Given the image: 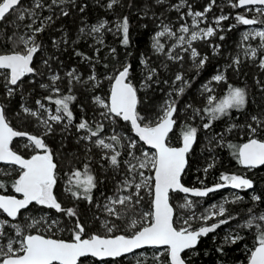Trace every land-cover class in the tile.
I'll return each instance as SVG.
<instances>
[{
    "label": "snow or ice",
    "instance_id": "1",
    "mask_svg": "<svg viewBox=\"0 0 264 264\" xmlns=\"http://www.w3.org/2000/svg\"><path fill=\"white\" fill-rule=\"evenodd\" d=\"M69 2V0H51V4L47 6L48 10H52V6L60 7L62 16H68V11L64 10L61 5ZM163 4L164 0H157ZM119 0H110L107 7L111 9L118 4ZM211 4H215V0H211ZM211 4L204 9L203 12H193L189 5L187 16L192 17L191 26L183 24L179 28L182 33L176 37L177 44L173 46L171 51L165 53V45L160 42L164 36L175 37L176 34L168 25H163L162 30L157 32L153 37L154 43L152 47L157 53H163L167 59L180 61L183 59L181 55H173L176 47L182 48L184 51L190 50V57L195 66L203 68L207 57H200V54L193 47V42L197 40L207 39L215 34L216 29L207 27L200 29L198 20L202 21L206 13L211 10ZM182 4L175 5V10L179 11ZM232 7L248 8L255 10L260 16H264V0H237L232 3ZM45 4L42 0H33V7L25 8L22 5V0H0V25L12 23L17 29L23 27L27 29L28 35H20L14 41L15 47L10 52L0 54V75L4 77V83L7 90V95L10 97L16 87H18L25 76L37 75L36 69L32 66L33 58L37 54L41 45L37 43L36 37L45 31L52 23L54 18L52 15L41 17L37 13V9H44ZM81 12L84 11L82 7ZM15 14V21H25L26 18L30 22L19 24L14 21H9L7 17ZM58 18V17H57ZM184 17L181 16V19ZM228 19L227 16H220L215 23L219 25L223 20ZM238 24L250 26L264 21H258L256 18H247L244 15L235 17ZM106 25L101 23L93 26L89 34L100 33ZM82 33L84 29L80 30ZM117 31L122 33V43L127 46L129 43V22L127 17L117 26ZM15 35V33H14ZM259 37L261 47L264 48V31L254 33L245 32L242 36V41H247L250 38ZM224 39L223 36L220 37ZM66 42V41H65ZM102 42V41H100ZM56 43V41H53ZM185 45L187 47H185ZM20 51H16V47H21ZM99 51V50H97ZM115 52V49H112ZM251 53L254 59L257 55V49H245V55ZM77 55H82L77 53ZM85 59H91L84 57ZM199 61L196 63V61ZM48 63L47 60L44 61ZM141 64L145 66L147 75L145 76V87H149V82L156 75V69H149L146 60H141ZM233 64L239 65L238 58L233 60ZM107 67V65H105ZM259 67L264 69V58L260 60ZM131 65L123 64L116 69L113 75L106 78L112 81L109 101L105 103L100 97H95L94 101L103 111L99 116L104 119L116 123L119 120L127 122L131 125V130L135 136L139 138L145 145H148L155 151L149 153L143 152L141 156H136L137 141L130 140L127 145L129 159L121 161L119 158L121 152L116 150L114 145L120 144L121 137L119 134H113L107 139L112 141L106 142L105 138H100V134L104 131L103 123L92 124L81 119L79 123L74 124V114L70 108V104L76 99L75 96L61 95V89L56 87V82L61 79L59 75H53L51 80V91L57 98L53 99L52 95L45 97L50 103L56 106L55 114L45 108V105L40 101H36L38 109L47 112V118L41 116L40 111L21 106L22 112L25 115L36 118L44 127V135L53 132V124L63 123V131H68L70 126H74L76 131L83 133L78 137V141H85L95 147L103 150L101 159L107 160L111 167L118 169L123 163L126 166L128 176L121 182L117 188V194L113 197H108L103 205V211L107 217H112L115 220H128L125 228L131 230V235L113 234L120 229V225L112 222L109 219H104L101 222V227L105 231V235L91 234L85 238L86 227L80 221L78 214L73 208H63L62 204L54 195V188L57 185V164L54 162V157L51 149L46 144L42 137L32 135L27 132L15 130L9 122L4 106L0 105V164L8 166V170L0 169V174L9 175L11 171H17L18 176L12 183L11 187L15 193L21 198L13 195H0V215L4 218L0 219V264H81V258L95 257L100 260L106 258L116 259L123 257L126 254L134 253L137 249L147 247L163 249V252L156 254L154 259L158 264H186L183 253L187 250L196 247L198 240L202 236H206L210 232H214L221 224H226L234 217L228 216L225 219L219 220L218 223H213L210 226H202L197 230L191 229L190 219L184 218L182 223L185 226L177 227L174 219V208L170 203V193H183L187 196L206 197L209 193L217 191L221 188L230 187L236 190H247L253 188L252 180L238 175L220 176V181L213 187L204 189H195L185 187L181 183V177L185 171L187 164V154L192 149L196 141L197 129L195 127H187L182 131V146L172 147L168 144L169 133L173 130L176 124V115L178 113L177 102L171 99L172 93H169L170 99L166 100L161 106L160 113L154 121L144 123V117L137 111L138 89L130 80ZM69 85L73 81L79 82L80 78L75 75V70L67 73ZM96 83L93 86H98L95 73L88 78ZM216 83L225 81L223 74H217L212 77ZM184 81L182 74L175 76L176 82ZM167 83V81H166ZM189 82L184 81V85ZM41 87L48 89L50 86L42 84ZM204 91L212 92L208 85H204ZM71 91V89H69ZM177 95H182L185 91L184 86L175 89ZM246 92L244 89L228 86V93L222 99L217 100L215 96L207 97V105L203 111L210 117V121L205 123L203 127L209 129L212 126V121H215L223 116L229 115L230 110H242L246 106ZM186 107L191 108V105ZM200 110H195V115H199ZM19 115V113L17 114ZM252 124L247 125L251 137H255L258 130H264V119L258 116H252ZM255 125V126H253ZM231 131V129H229ZM16 138H24L27 142L23 147L30 149L33 154L30 158L25 159L21 154L15 151L12 147L13 141ZM96 138V139H93ZM123 146V145H121ZM229 148H234V155L239 163L246 168H257L264 166V141L250 138L248 142L242 144L238 148L235 145H228ZM87 151H91L88 148ZM145 171H150L153 175H145ZM68 175V184L65 191L76 200H86L88 203H93L92 192L97 186L96 178L91 174L89 165L83 166V171L72 169ZM137 176L139 182H136ZM6 185L0 182V189H4ZM146 190L151 196V211L142 212L138 210V206L144 199L142 191ZM121 192H126V195H120ZM242 197L235 195L232 203L238 202ZM253 201H259V196H253ZM229 201H225L228 203ZM35 204L41 208L52 209L57 213H63L69 218H75L71 227V238L69 240L53 238L43 234L37 229L36 234L25 232L27 229H36L38 225L46 226L47 231H52L54 227L57 230L58 222L56 220L49 223L45 216L40 218H29L30 222L24 225L18 223V217L21 216L22 210L29 209L30 205ZM99 207V205H97ZM181 208H191L192 201L187 200L184 204L179 205ZM213 211L207 215L200 217L206 225L208 220L214 219L217 216L225 217L226 208L224 204L213 206ZM135 211V216L128 217V213ZM249 209V213H251ZM95 219H100L96 216ZM241 227L257 229L256 246L251 251L249 264H264V214L255 216L250 215L249 219ZM9 229L14 232L10 234ZM54 235V234H53ZM241 239L238 235L231 240L236 243ZM163 256V261L161 257Z\"/></svg>",
    "mask_w": 264,
    "mask_h": 264
},
{
    "label": "trees",
    "instance_id": "2",
    "mask_svg": "<svg viewBox=\"0 0 264 264\" xmlns=\"http://www.w3.org/2000/svg\"><path fill=\"white\" fill-rule=\"evenodd\" d=\"M32 0H24L22 2L23 7L30 3ZM72 1V2H71ZM211 0H202L200 4H207ZM216 1V0H215ZM232 3H236L237 0H230ZM42 2L48 3V0H42ZM70 4L66 5V11H68V16H62L60 14V7L52 6L51 15L54 18V23L50 24L44 32L40 33L36 37L37 43L41 45L39 51L40 54L46 57L48 63L53 65V67L61 68L63 70H69L71 68L75 70H80L82 72L89 71L90 67L98 75L102 76L107 71L115 72L116 69L120 68L123 64L131 65L130 79H133V75L136 70L140 68L141 60L146 58L152 59V47H151V36L153 35V24L154 19H150V15L156 14L158 6L154 4V0H119V3L114 5L111 9L107 7V0H69ZM225 4V3H224ZM84 8L81 12L80 9ZM229 7H225L224 9ZM239 9L232 7V14L237 16ZM246 16V15H245ZM58 17V18H57ZM127 17L129 22V43L125 46L122 43V33L120 31H112L107 33L104 43V48L99 51L98 56L93 58L94 48L90 47L87 41V37L80 33L81 28L85 26H91L93 24H98L102 20L113 21L118 20L119 24L123 19ZM9 21H15V14L7 17ZM153 20V21H152ZM22 25V23H20ZM22 30L17 29L12 23L6 25H0V54L10 52L14 45V41L20 36ZM15 33V35H14ZM233 31H222L220 32L218 39L222 46L225 45L229 40L234 39ZM223 36L224 39L221 40L220 37ZM56 41V43H53ZM66 41V42H65ZM21 47H16V51H20ZM115 49V52H112ZM81 53L82 55H77ZM38 53L35 55L33 60V67L36 69ZM84 57H89L91 59H85ZM93 59V60H92ZM91 61L90 64L86 65L84 62ZM221 64V58L219 56H211L207 59L203 68L196 69L194 72L195 78H206L215 72V68ZM107 65V67H105ZM172 70V68H171ZM38 73V72H37ZM172 73V71H171ZM256 73V72H255ZM102 74V75H101ZM36 79L35 82L29 83L27 80L29 77H24L20 85L15 88L13 95L10 97H5L4 92V81L2 76H0V104L5 107L6 114L9 122L15 130L27 132L32 135L40 136L41 131L38 127L37 121L32 119L28 115H23L21 113V105L28 101L33 104L34 100H42L51 106H55L50 103L45 97L52 95L53 99L57 98L53 93L48 94L40 89V83L37 80H41V76L32 75ZM256 78L257 84H255L254 79ZM261 77L254 76L253 72H249L243 78V83L239 84L241 89L246 92V106L242 110H230L229 115L223 116L215 121H212V126L210 129L214 132H222L223 145L214 150L213 159L215 163L205 172V161L201 163V166L196 169L195 154L196 148L198 146V137H196V142L189 154L188 165L182 176V183L187 186H199V182L203 184V188L213 187L220 181V176L222 174L227 175L228 168H240L239 161L237 157L233 154L235 149L229 148L228 145H235L237 148L243 142L249 140L246 136L247 130L244 129L247 125L252 124V116H258L264 119V90L260 88L264 87V82H260ZM157 86L150 89L149 93L143 96V93L137 92L138 95V105L137 111L142 117H144V123L148 120L154 121L152 113V108L157 104L162 102L163 98V84L167 81L170 82V76H166L164 72L158 69V75L155 78ZM132 84L136 87V83L133 80ZM228 84V83H227ZM230 85V84H229ZM233 87L236 85L232 84ZM193 87L188 89L187 93L183 95V99H187L192 106V109L200 110V117L204 118V123L210 121V117L203 111L208 107L207 103L203 101L202 97H199L198 93H193ZM226 90H228L226 88ZM61 95H69L64 92ZM75 96L76 99L70 104V108L74 114V124L79 123L81 119L88 120L93 127L96 126L97 121L95 116H93V110H91V104L86 97L78 91H73L70 93ZM181 99V98H180ZM179 99V100H180ZM79 105L82 107L80 109ZM33 106V105H32ZM19 113V115H17ZM232 122V123H231ZM104 125V131L100 136L119 134L121 137L120 144L114 145L117 151L121 152L120 160L123 162L126 159V154L128 151L127 144L125 142V136H130L135 141L137 145L144 150H147L142 143L133 135L128 123L122 122L121 120L116 123H105L100 122ZM232 124V125H230ZM230 125L233 128H242L244 134L242 138H239L237 132L239 130L228 129V134H226V129L224 126ZM255 126V125H253ZM229 127V126H228ZM187 127L181 128L180 133L186 130ZM63 128H59L52 133L43 137L48 147L51 149L53 155L56 153L61 157V163L63 162L65 166V172L69 173L72 169H79L83 171V166L85 164L89 165L91 174L96 178L97 186L92 192L93 203H88L86 200H76L68 193L65 195L61 192V179L63 176V170L57 166L56 172L59 174L57 178V185L55 187V192L61 197L60 203H63V208L67 209L69 206L73 207L80 219V221L86 227L85 237L91 234L103 233V228L101 227V222L104 219H109L112 222L120 225L119 231L113 233L115 234H127L131 235V230L126 229L124 226L128 220H115L112 217H107L105 213L95 209L96 202H103L105 197L117 192L119 184L123 179L128 176L126 166L122 163L118 169H114L110 166L107 160L101 159L103 152L92 144L85 141H78V137L82 135L76 131L74 126H70L68 131H63ZM177 123L174 130L168 136V144L172 146H179L181 143L174 141L173 135L176 132ZM62 130V131H60ZM264 141V130H258L255 137ZM96 139V138H93ZM25 139H18L13 141V149L21 154L23 157H29L32 151L22 149L18 146L19 143H26ZM112 142V141H111ZM123 145V146H121ZM91 148V151H87ZM58 163V161H57ZM62 164V167H63ZM1 166V165H0ZM199 166V163H198ZM198 170V171H197ZM152 175V172H150ZM18 174H0V182H3L6 187L0 189V194H15L11 185L17 178ZM68 176V175H67ZM248 178L253 182V188L242 192V199L238 202L232 203L228 202L225 205L226 215L225 217H216L214 219L208 220L207 224L213 223L217 220L225 219L228 216L234 217L230 219L228 223L218 229L216 232L207 235L199 240L198 245L190 251L183 254L184 259L187 264H246L250 252L249 248H252L253 244H256V234L253 232V227H241L249 219L250 215H262L264 214V166L254 170L251 174H248ZM61 179V180H60ZM68 184V179L66 185ZM222 191H229L228 187L221 188L215 191L213 194L208 195L204 199H191L194 203H202L203 206H209L210 202ZM249 192H254L256 196L260 197L259 201H253ZM176 193L170 194V202L174 207V219L176 220V226L179 227L181 221L177 218V210L172 202V196ZM65 195V196H64ZM144 199L138 206V210L142 212L151 211V196L146 190L142 191ZM60 199V198H59ZM69 204V206H65ZM251 209V213H249ZM48 210L54 217L58 218L60 224L54 227L52 231H47L46 229L40 230L43 234L53 236L57 239L69 240L71 238L70 227L75 218L67 219L63 213H57L51 209L41 208L35 204L30 205L29 209L23 210L21 216L18 217V221L23 214L38 213L40 211ZM99 216L100 219H95ZM135 216V211L129 212L128 217ZM191 229H195L204 224L203 221H189ZM224 228L232 229L236 232L235 237L238 235L241 239H238L236 243H232L229 237L225 236L222 231ZM36 229H28L26 232L36 233ZM54 234V235H53ZM146 250V249H144ZM92 261L98 264L91 258H84L82 262ZM106 264H134L128 262L124 258L116 260L102 261ZM139 264H151V263H139ZM166 264V262H165Z\"/></svg>",
    "mask_w": 264,
    "mask_h": 264
},
{
    "label": "rangeland",
    "instance_id": "3",
    "mask_svg": "<svg viewBox=\"0 0 264 264\" xmlns=\"http://www.w3.org/2000/svg\"><path fill=\"white\" fill-rule=\"evenodd\" d=\"M108 3L110 2V0H107ZM72 2V1H71ZM71 2H66L63 5H61V7L66 10V5L70 4ZM237 2V1H236ZM45 4V8L44 9H37V13L43 17V16H48L51 15L52 10H48L47 6L51 4V0H48V3L46 5V2H43ZM202 3V0H164L163 4H160L157 2V0H154V4L158 6V10L156 12V14H152L150 15V19H154L153 24L155 25L153 27V35L151 36V47L154 43L153 37L155 36V34L159 31L162 30L163 25H168L171 30L176 34L175 37H168L167 35L162 37L160 42L163 43L165 45V53H167L168 51H171L173 46L177 44V40L176 37H178L179 35H181L182 33L179 32V28L181 25L183 24H187L189 26H191L192 24V17L187 16L186 13L189 11V5L191 7V10L193 12L196 11H201L203 12L204 9L206 7H208L211 4V1L208 2L207 4H200ZM225 3V4H224ZM177 4H182L183 6L180 7V10L177 11L175 10V5ZM232 2L230 0H216L215 4H211V10L208 11L205 15V17L203 18L202 21L198 20V24H199V28L200 29H206L207 27H213L214 29H216L215 34L207 39H202V40H197L193 42V47L196 48V50L198 51V53L200 54V57H207V59L211 56H219L221 58V64L215 68V72L210 75L209 77L206 78H200L197 79L195 78L194 72L196 71V69H198L193 60L190 57V50L189 51H184L182 48L180 47H176L175 51L172 52L173 55H181L183 56V59L180 61H173V60H169L167 59V56L163 53H157L154 48L152 47L153 53H152V59L151 58H146L143 60H146L148 68L149 69H156V75H158V69L162 72L165 73L166 76H170L171 81L170 82H165L163 84L162 90H163V98H162V102H160L159 104H157L154 108H152V113L151 116L153 115V117L155 116V118L153 120H155L158 116V114L160 113V109L161 106L164 104V102L168 99H170L169 97V93H172V97L171 99H175L177 102V108H178V113L175 117L176 119V123H177V129L176 132L173 135V139L174 141H178L179 143L181 142L182 139V134L180 133L179 130H181V128L184 127H195L197 129V137L199 139L198 141V146L196 148V154H195V161H196V169H198L201 166V163H203L205 161V168L203 170V172H205L207 169L211 168L213 166V164L215 163L216 159L214 160V150L216 148H220L223 145V138H225V136H223L222 132H214V130L212 129H205L203 127L204 123V118L200 117L199 115H195V111L191 108L186 107L187 105H191L189 103V101L187 99H183V95H185V93H187L188 89H190L191 87L194 88V90L192 89L193 93H198L199 97H202L203 101L207 103V97L209 95L211 96H215L217 98V100L222 99L225 95H227L228 90H226V88L228 89L229 84L232 86V84L236 85V88H240L238 86H240L237 83H243V78L248 75V73L253 72L254 76L258 77L260 76V82H264V69H261L259 67L260 64V60L262 58H264V48L261 47V41L259 39V37H256L255 39L250 38L247 41H242V36L245 32H250V33H254L257 31H264V23H258L254 26H244L241 24H238L235 17L232 14ZM229 7L228 9H224L225 7ZM25 8H31L33 7V0L26 4L24 6ZM61 10V8H60ZM238 15H247L250 18H256L258 21H264V16H260L257 12H255V10H249V9H243V10H239ZM181 16H183L184 18L181 19ZM220 16H227L228 19L223 20L219 25H217L215 23L216 19L219 18ZM19 24L22 23L26 24L29 21V19L26 18L25 21H18ZM101 23H104L106 25V27L104 29H102V31L100 33H94V34H89L90 30L93 26L99 25ZM119 25L118 20H113V21H107V20H102L101 22H99L98 24H93L91 26H85L83 27L84 32L82 33L80 31V33L87 37V41H88V45L90 47L94 48V54H93V58H96L98 56L99 51H101L104 48V43H105V38L107 33H110L112 31H116L117 26ZM20 30H22L20 32V35H28L27 29L20 27ZM222 31H233V35H234V39L233 40H229L228 42L225 43L224 46H222L220 43V40L218 39V36L220 34V32ZM102 41V42H100ZM185 47H187L185 45ZM249 48H255L257 49V55L256 58H252L251 57V53L249 52L247 55H245V49H249ZM99 50V51H97ZM37 66L36 67V71L40 74L41 76V80H37L40 83V89L48 94H53V92L51 91V80L50 77L53 75H59L61 77V79L59 81L56 82V87H59L61 89V92H64L65 94H70L73 91H78L81 92L86 99L89 100L90 104L92 105L91 110H93V116H95V120L97 122H105V123H112L111 121L108 120H104L99 116V113L101 111H103L104 109H102L99 105H97L94 101L95 97H100L105 103L108 102V96L110 93V86H111V82L109 79H107V76L113 75L115 72L112 71H107L105 74H101L102 76H98L93 70L92 67H90V70L82 72L80 70H75L73 68L69 69V70H63L61 68H56L53 67V65H51L50 63L45 64L44 61L46 60V57L43 56V54H40L38 52V56H37ZM238 58L240 60V64L239 65H235L233 64V60ZM93 60V59H92ZM199 61L197 60L196 63H198ZM86 65L90 64L91 61H86L84 62ZM172 68V70H171ZM75 70V75H78L80 78L79 82L73 81L71 85H69L68 83V76L67 73L70 71ZM147 71L148 69L145 68V66L143 64L140 65V68H138L135 72V74L133 75V79L131 78V82H133V80L136 83V88L138 89V92L143 93V96H145L146 94L149 93L150 89H152L153 87L157 86V82L155 80L156 75L153 77V80L149 82L150 86L149 87H145L144 83H145V76L147 75ZM172 71V73H171ZM256 72V73H255ZM93 73H95L97 81H99L98 86H93L96 82L95 81H91L89 80V76L92 75ZM177 74H182L184 77V81H188L189 83L187 85H184V81H180V82H176L175 84L173 83L175 80V76ZM217 74H223L225 76V81H222L220 83H216L215 81L212 80V77L217 75ZM2 76V75H0ZM3 81H4V77L2 76ZM29 83H33L36 81V79L34 77H29L27 80ZM255 84H257L256 82V78L254 79ZM228 83V84H227ZM42 84H47L50 87L48 89H45L43 87H41ZM204 85H208L211 89L212 92H206L204 91ZM238 85V86H237ZM184 86L185 91L182 95H177L175 89H178L179 87ZM4 87V92H5V97H9L7 95V90L5 85ZM69 89H71V91H69ZM261 90H264V87L260 88ZM264 94V93H263ZM181 98V99H180ZM180 99V100H179ZM38 100V99H37ZM34 100L33 104L28 101L24 102L22 105L25 107H28L30 109H32L33 111H40V114L42 117H44L45 119L47 118V112H44L42 109H38V106L36 105V101ZM44 105L45 108L49 109L50 111L53 112V114H55V108L56 106H51L48 103L43 102L42 100H40ZM21 105V106H22ZM33 105V106H32ZM80 109L82 108L79 105ZM21 108V107H20ZM21 113L23 115H25L22 112V108H21ZM31 117V116H30ZM32 119L36 120L38 127L41 131V135L39 137H44L46 135H44V127L43 125L34 117H31ZM151 120H148L147 122H150ZM49 123L53 124V131L59 129V128H63V123L60 124H56L54 122L49 121ZM232 123V122H231ZM232 125V124H230ZM230 125H226L224 126L226 129H224L226 131V134H228V129L231 130H239V132H237V135H239V138H242L244 131L242 130V128L236 129L233 128L234 126H230ZM229 126V127H228ZM70 128V127H69ZM247 130L246 132V136L248 139L252 138L248 128H244ZM62 131V130H60ZM258 133V132H257ZM83 135V133H82ZM108 137H110L109 135L106 136H100V138H105L106 142L111 143V141L109 139H107ZM130 140H134L133 138H131L130 136H125V142L128 145ZM177 142V143H178ZM24 143H19L18 146H20L22 149H25L26 151L30 149H26L23 147ZM146 148V147H145ZM147 149V148H146ZM101 150V149H100ZM103 152V150H101ZM136 156H141V154L145 151L149 152L150 154L153 153L152 150L147 149L144 150L141 147H139L138 145L136 146V149L133 150ZM54 157V162L57 164L58 167H60L61 170H63V176L59 177V174L57 173V178H61L63 179V181H61V192L65 195H68V193L65 191V188L67 187L66 185V181L68 179V176L66 175L67 173L64 171L65 170V166L63 164V162L61 163V157L56 153L55 155H53ZM129 159L128 156V151L126 154V159ZM58 161V163H57ZM199 163V166H198ZM63 164V167H62ZM0 169H5L8 170V166L6 165H1ZM256 170V169H255ZM198 171V170H197ZM253 172L252 169H241V168H228L227 169V175H238L244 178H248V174H251ZM18 172L17 171H11V174H15ZM10 175V174H9ZM145 175L150 176V171H145ZM129 179H131L130 176H127ZM126 178V177H125ZM124 178V179H125ZM60 179V180H61ZM123 179V180H124ZM249 179V178H248ZM136 182H139V177L137 176L136 178ZM121 184H119L120 186ZM199 186L203 187V184L199 182ZM117 194V192L112 195H108L107 197H105V199L103 200V202H96L95 204V209H99V211L103 212V205L104 203L107 201L108 197H113ZM128 193L126 192H121L120 195H126ZM54 195H56L57 199L59 202L61 201V197H59L57 195V192H55V188H54ZM64 195V196H65ZM235 195H238L241 197V194L233 191V190H229V191H223L221 193H219L213 201L210 202L209 206H203L202 207V203H194L192 202V207L189 208H181L179 207V205L184 204L187 200H191L189 197L185 198L184 195L180 194V193H176L172 196V202L177 210V218L181 221V223L179 224V227L185 226L183 225L182 221L184 218H191L190 221H202L200 219V217L207 215L210 211H213V206L216 205H220V204H224V207L227 203H225V201H233L235 198ZM248 196H250L251 198L253 196H256V194L254 192H249ZM60 198V199H59ZM62 206L63 203H61ZM97 205H99V207H97ZM65 206H69V204L65 205ZM173 206V205H172ZM68 208H73L71 206H69ZM174 208V207H173ZM74 209V208H73ZM52 210V209H51ZM55 211V210H53ZM46 215V219L49 223H51V221L56 220L58 222V225L60 224V221L58 218L54 217V215H52L51 212H48V210H44V211H40L38 213H29V214H23L22 217L20 218L19 221H17L18 223H20L21 225H24L26 222H30L29 218L35 217V218H40L41 216H45ZM66 216V215H65ZM255 216H259L258 214H256ZM218 217V216H217ZM4 216L0 215V219H3ZM67 219H70L69 217L66 216ZM74 218V217H73ZM202 226H205V224L193 229L196 230ZM37 229L42 230V229H46V226L44 225H38ZM25 232L28 230L27 228L24 229ZM10 234L14 235V232L9 229ZM253 232L257 235V229L255 227H253ZM222 233H225L226 237H229L230 239L235 238V234L236 232L233 231L232 229L229 228H224ZM105 231L103 230V233L101 235H105ZM255 243L253 244L252 248H249V251H252L253 248L255 247ZM163 252V249H146V250H142L136 253H133L127 257H125V260L134 264H139V263H151V264H158V262L154 259V257L156 256V254ZM251 253V252H250ZM163 256L161 257V260L163 261ZM81 264H95L92 261H88V262H82ZM98 264H106L105 262H99Z\"/></svg>",
    "mask_w": 264,
    "mask_h": 264
},
{
    "label": "water",
    "instance_id": "4",
    "mask_svg": "<svg viewBox=\"0 0 264 264\" xmlns=\"http://www.w3.org/2000/svg\"><path fill=\"white\" fill-rule=\"evenodd\" d=\"M24 0H22V2H23ZM238 9H246V8H240V7H238ZM247 17V16H246ZM247 18H250V17H247ZM245 26V25H244ZM250 26H254V25H250ZM4 54V53H3ZM36 55V54H35ZM35 57V56H34ZM33 60H34V58H33ZM32 66H33V64H32ZM30 76H32V75H28V76H25V77H30ZM111 87H112V82H111V86H110V90H111ZM109 96H110V93H109ZM109 96H108V101H109ZM1 105V104H0ZM122 121V120H121ZM122 122H124V121H122ZM127 123V122H126ZM128 125H129V127H130V129H131V125L128 123ZM176 125V124H175ZM174 128H175V126L173 127V130H174ZM172 130V131H173ZM132 131V130H131ZM171 131V132H172ZM171 132L169 133V135L171 134ZM132 133H133V135L135 136V134H134V132L132 131ZM136 137V136H135ZM137 139H138V141H139V138L138 137H136ZM18 139H24V138H16L15 140H18ZM14 140V141H15ZM140 143H142L143 145H144V147H146L147 149H150V150H152L153 152L155 151L154 149H151L148 145H145L142 141H139ZM196 142V141H195ZM246 142H248V141H245V142H243L242 144H244V143H246ZM195 144V143H194ZM194 144H193V146H194ZM242 144H240V146L242 145ZM171 146V145H170ZM182 146V139H181V144L179 145V146H176V147H181ZM193 146H192V148H193ZM172 147H175V146H172ZM192 150V149H191ZM190 150V151H191ZM190 153V152H189ZM189 153L187 154V157H186V159H187V164H186V167H185V170H186V168H187V165H188V155H189ZM25 159H27V158H30V156L29 157H24ZM240 164V163H239ZM0 165H2V164H0ZM240 166L243 168V169H249V168H246V167H244L243 165H241L240 164ZM261 167H263V166H259V167H257V168H253V169H259V168H261ZM185 172V171H184ZM184 174V173H183ZM152 175H153V173H152ZM183 176V175H182ZM182 178V177H181ZM181 183H182V181H181ZM183 184V183H182ZM184 185V184H183ZM185 186V185H184ZM185 187H189V186H185ZM189 188H195V189H204V188H199V187H189ZM179 193V192H178ZM212 193V192H211ZM211 193H209V194H211ZM180 194H182V195H184L185 196V194H183V193H180ZM208 194V195H209ZM0 195H13V196H17V198H21V197H19V195L17 194V193H15V194H0ZM207 195V196H208ZM187 197H190V198H203V197H193V196H187ZM171 203V202H170ZM23 211V210H22ZM218 223V222H217ZM222 225H224V224H221L220 225V227L222 226ZM208 226H210V225H208ZM220 227H218V228H220ZM217 228V229H218ZM216 229V230H217ZM215 230V231H216ZM214 231V232H215ZM214 232H210V233H208L207 235H209V234H212V233H214ZM34 234H36V233H34ZM206 235V236H207ZM206 236H202V237H200L199 238V240L201 239V238H204V237H206ZM85 238H87V237H85ZM199 240H198V243H199ZM198 243H197V245H198ZM196 245V246H197ZM256 246V245H255ZM144 249H154V248H151V247H145V248H142V249H137V250H135V252L134 253H136V252H139V251H142V250H144ZM194 249V248H193ZM193 249H190V250H193ZM254 249V248H253ZM190 250H187V251H190ZM186 251V252H187ZM131 254H133V253H130V254H126L125 256H123V257H118V258H116V259H120V258H124V257H127V256H129V255H131ZM184 254V253H183ZM182 254V255H183ZM251 255V254H250ZM85 258H91V259H93V260H95V261H98V262H102V261H107V260H116V259H112V258H106V259H104V260H100V259H98V258H95V257H85ZM82 259H84V258H81V260ZM249 260H250V257H249V259H248V261H247V263L246 264H249ZM186 264H187V262H186Z\"/></svg>",
    "mask_w": 264,
    "mask_h": 264
},
{
    "label": "flooded vegetation",
    "instance_id": "5",
    "mask_svg": "<svg viewBox=\"0 0 264 264\" xmlns=\"http://www.w3.org/2000/svg\"><path fill=\"white\" fill-rule=\"evenodd\" d=\"M168 142V141H167ZM181 143V142H180ZM172 146V145H171ZM191 152V151H190ZM190 154V153H189ZM188 157H189V155H188ZM240 168L241 169H243L241 166H240ZM254 171V170H253ZM184 175V174H183ZM181 181H182V178H181ZM185 186H187V185H185ZM189 187H199V188H203V187H200V186H189ZM228 189L229 190H233V191H235V192H237V193H239V194H241V196H242V192L243 191H247V190H249V189H247V190H236V189H232V188H230V187H228ZM215 192V191H214ZM214 192H212L211 194H213ZM223 192V191H222ZM176 193H178V192H176ZM219 193H221V192H219ZM171 194V193H170ZM211 194H209V195H211ZM207 197V196H206ZM190 198V197H189ZM205 197H203V198H190V199H204ZM217 222H219V220H217V221H215V222H213V223H217ZM213 223H210V224H208V225H211V224H213ZM208 225H205V226H208Z\"/></svg>",
    "mask_w": 264,
    "mask_h": 264
},
{
    "label": "bare ground",
    "instance_id": "6",
    "mask_svg": "<svg viewBox=\"0 0 264 264\" xmlns=\"http://www.w3.org/2000/svg\"><path fill=\"white\" fill-rule=\"evenodd\" d=\"M237 8H238V7H237ZM246 9H248V8H246ZM239 10H243V9H239ZM246 16H247V15H246ZM247 17H249V16H247ZM256 139H257V138H256ZM259 140H260V139H259ZM247 141H248V140H247ZM262 141H263V140H262ZM175 147H176V146H175ZM239 165H240V164H239ZM249 169L255 170V169H253V168H249ZM224 225H225V224H224ZM224 225H222V226H224ZM222 226H221V227H222ZM221 227H220V228H221ZM220 228H218V229H220ZM198 229H199V228H198ZM218 229H217V230H218ZM196 230H197V229H196ZM217 230H216V231H217ZM216 231H215V232H216ZM185 253H186V252H185Z\"/></svg>",
    "mask_w": 264,
    "mask_h": 264
}]
</instances>
